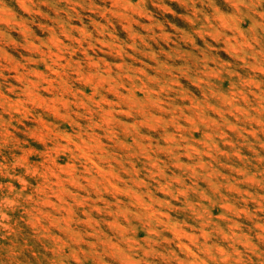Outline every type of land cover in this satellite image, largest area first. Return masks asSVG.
I'll use <instances>...</instances> for the list:
<instances>
[{"label":"rangeland","instance_id":"obj_1","mask_svg":"<svg viewBox=\"0 0 264 264\" xmlns=\"http://www.w3.org/2000/svg\"><path fill=\"white\" fill-rule=\"evenodd\" d=\"M0 264H264V0H0Z\"/></svg>","mask_w":264,"mask_h":264}]
</instances>
